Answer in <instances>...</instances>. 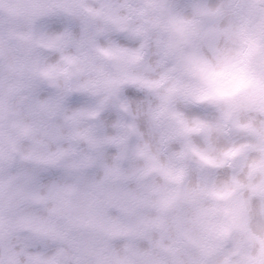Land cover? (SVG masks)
<instances>
[{
	"label": "clouds",
	"instance_id": "clouds-1",
	"mask_svg": "<svg viewBox=\"0 0 264 264\" xmlns=\"http://www.w3.org/2000/svg\"><path fill=\"white\" fill-rule=\"evenodd\" d=\"M0 264H264V0H0Z\"/></svg>",
	"mask_w": 264,
	"mask_h": 264
}]
</instances>
